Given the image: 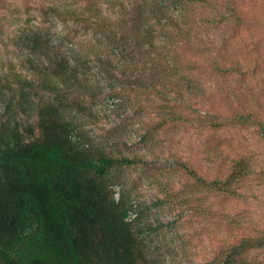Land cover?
Listing matches in <instances>:
<instances>
[{
	"label": "clouds",
	"instance_id": "obj_1",
	"mask_svg": "<svg viewBox=\"0 0 264 264\" xmlns=\"http://www.w3.org/2000/svg\"><path fill=\"white\" fill-rule=\"evenodd\" d=\"M3 162L78 192L72 264H264V0H0Z\"/></svg>",
	"mask_w": 264,
	"mask_h": 264
},
{
	"label": "trees",
	"instance_id": "obj_2",
	"mask_svg": "<svg viewBox=\"0 0 264 264\" xmlns=\"http://www.w3.org/2000/svg\"><path fill=\"white\" fill-rule=\"evenodd\" d=\"M77 196L75 188L67 187L66 176L48 168L26 164L21 173L0 163V264H50L40 258L42 251L59 257L55 264H72L79 238L87 239L86 231L95 228ZM67 236L73 240L71 252ZM26 249L35 254L26 257Z\"/></svg>",
	"mask_w": 264,
	"mask_h": 264
}]
</instances>
